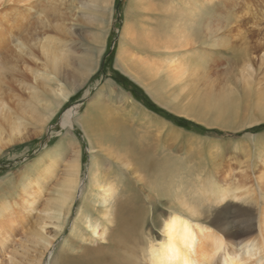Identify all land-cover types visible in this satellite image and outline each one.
I'll return each mask as SVG.
<instances>
[{
	"label": "rangeland",
	"instance_id": "obj_1",
	"mask_svg": "<svg viewBox=\"0 0 264 264\" xmlns=\"http://www.w3.org/2000/svg\"><path fill=\"white\" fill-rule=\"evenodd\" d=\"M180 10L203 14L200 30L193 29L201 32L200 40L193 34L194 43L172 51L192 71L184 84L169 83L166 93H160L165 107L148 94V81L142 88L120 70L117 50L129 44L142 54L161 55L163 50L137 48L134 41L169 26ZM45 36L57 37L67 55L55 75L47 77L37 47ZM0 38V93L11 94L10 100L32 97L34 104L20 136H10L4 128L0 206L19 202L22 187L35 190L25 221L11 223L7 216L0 221V264L33 261L40 248L31 237L41 221L53 244L40 264H59L62 255L71 260L81 254L80 237L100 245L102 240L90 236L84 225L70 231L75 219L86 215L98 231L109 232L118 199L129 200L134 208L128 234L133 255L144 254L150 240L159 241V222L173 213L202 229L221 231L228 244L248 222L236 205L251 207L249 199H255L257 210L264 206V106L258 104L264 100V0H0ZM17 39L27 40L23 51L16 49ZM60 88L69 96L50 114L46 107L56 101ZM67 113L69 122L62 124ZM95 114L135 131L134 140L152 148L155 160L148 156V165L141 166L135 154L126 155V141L121 145L107 129L89 133L97 139L91 153L78 119ZM75 157L82 191L77 188L65 223L56 231L45 211ZM161 170L165 182L154 179ZM89 174L97 175L96 182L88 181ZM106 180L115 185L108 206L100 200L103 189L97 184ZM227 186L242 196L212 205L203 196L196 203L198 190L208 194ZM101 248L99 253L105 250Z\"/></svg>",
	"mask_w": 264,
	"mask_h": 264
},
{
	"label": "bare ground",
	"instance_id": "obj_2",
	"mask_svg": "<svg viewBox=\"0 0 264 264\" xmlns=\"http://www.w3.org/2000/svg\"><path fill=\"white\" fill-rule=\"evenodd\" d=\"M41 12L42 10H40V13ZM173 15H175V17L173 16V20L169 26L161 27V30H159V28L152 33L147 32L145 33L144 40L134 41L137 48H156L163 50L164 52H162L161 55L159 53L153 55L149 52L142 54V52H137L128 47L129 44L120 45L117 50V53L119 54L120 52L122 55L120 58L117 54L120 70L124 71L129 79H132L142 88L144 87L143 81H148L152 87L150 88L151 90H148V94H151L152 98L163 106L167 104L161 102L160 93H166L165 88L169 83L177 85L184 84L188 72L192 71L185 67L181 58L178 57V54L173 55L172 51L185 49L189 44L194 43L195 38H193V34L200 40L201 32L198 31V33L195 30L193 31V29L197 28L200 30L199 25L203 14L194 13L193 10H190L184 15L180 10ZM163 25L166 24L163 23ZM195 25L197 27H195ZM1 40L2 38H0V42ZM37 42L40 55H42L44 59L41 71L42 75L44 77L55 75L59 65L66 61L67 55L63 43L55 36H45L38 39ZM26 44L27 40L17 39L15 47L18 52L23 51ZM140 50L142 51L143 49ZM21 85L28 89L30 87L26 82H21ZM57 92L58 97L56 101L50 102L46 107L50 108V114L53 113V107L63 103L69 96V91L64 88L58 89ZM10 97L11 94L3 95L0 93V147L2 146L4 128L8 130L7 133L10 136L19 135L21 131L19 129L22 123L27 119V109L30 107L32 109L34 107L31 101L32 97L24 99L18 96L15 97L14 100H10ZM225 101L229 102L228 98H226ZM258 104L264 106V100ZM220 106L224 107L225 105L223 106L222 102ZM96 115L97 114L94 116L90 115V118H85L82 121L78 119V123L86 132L90 144L89 151L91 153H93L91 144L94 145L97 139H90L91 136L89 133L94 130L107 129L109 131H114L112 136L121 141V145L126 141L125 144L129 146L126 148V155L130 158V155L135 154L134 159L137 160L141 166L145 167L148 165L146 160L148 156L151 157V161L155 160L152 159V148H149L148 145H138L134 140L133 136L135 135V131L128 130V128L122 126L119 122H110L107 118L103 120L102 117L98 118ZM68 116V113L65 114L61 121L62 124L69 122ZM42 122H45V119H43ZM90 159V161H92L93 156H90ZM154 164L156 163H153V165ZM157 167L162 168V170L164 168L159 164ZM162 170L155 173L154 179L159 176V181L162 182L163 180V182H165L164 171ZM79 172V159L75 157L68 163L65 176L60 182L61 186L56 196L52 199L50 203L51 206L45 211L46 219L53 223L56 231H60L65 223V216L73 204L72 202L77 188H79V191H82L83 186L80 188L78 184L80 179ZM96 180L97 175L91 174L90 176L89 174L88 181L96 182ZM97 184L103 189V196L100 197V200L104 202V205L107 204L108 206V201L114 196L115 185L110 183L109 180L104 181L102 184ZM22 191L23 197L19 202L7 205V202L3 201L0 206V219H2L0 221H3L6 216L11 223H21L26 220L28 217L27 214L33 206L32 203L35 197V190L25 186L22 187ZM237 193V188L232 189L228 186L219 192L215 190L208 194L200 189L195 193V195H197L195 198L197 203L200 197L208 196V198L205 197L207 199V205H212L213 203L225 200L227 196L240 198L242 195ZM249 203H253L251 204L252 206H248L247 208L244 207V209H242V206L236 205L239 210H243V216L247 217L248 222L246 228L237 232L236 238H234L233 241H229L228 244L224 243L221 231L213 233L210 230L202 229V226L184 218L182 214L173 213L170 216L164 217L159 222L161 233L159 241L156 240L158 242L154 243L150 240L144 250V254L133 255L129 254L134 247L128 239V234L132 233V227L135 221L134 208L129 200L118 199L116 201V211L113 216V222H111L110 225L112 228L109 232L104 229L98 231L97 228L94 227L95 222L92 221L89 216H78V218L75 219L70 231L71 233H74V229L77 225H84L89 230L90 236H96V239L102 240L100 241L101 244L96 246L92 244L89 245L87 244L86 238L83 239L80 237L79 240H81V243H79V247L82 248L81 254L72 257L71 260L62 255L59 264H264V206H261L262 208L257 210L256 204H254L256 203L255 199H249ZM194 206L196 205L194 204ZM192 209L193 207L190 206L187 210L190 212ZM190 213L191 216L196 214L194 211ZM213 224L215 225V223ZM44 226L45 223L41 221L32 233L33 236L31 240L39 246L40 251L37 253L36 257H33V261L30 264H40L43 253L53 244L52 238L43 233ZM224 235L228 240V234L225 233ZM92 238L93 237L88 238L90 242H92ZM232 243L234 245H230ZM101 247L105 248V250L99 253L98 251L102 249Z\"/></svg>",
	"mask_w": 264,
	"mask_h": 264
},
{
	"label": "trees",
	"instance_id": "obj_3",
	"mask_svg": "<svg viewBox=\"0 0 264 264\" xmlns=\"http://www.w3.org/2000/svg\"><path fill=\"white\" fill-rule=\"evenodd\" d=\"M147 104H148V102H147ZM151 104V103H150ZM163 113H164V111H162Z\"/></svg>",
	"mask_w": 264,
	"mask_h": 264
}]
</instances>
